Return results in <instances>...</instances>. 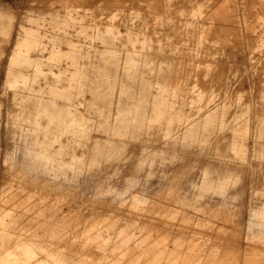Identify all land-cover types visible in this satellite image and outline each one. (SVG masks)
Wrapping results in <instances>:
<instances>
[{"label": "rangeland", "instance_id": "374dc122", "mask_svg": "<svg viewBox=\"0 0 264 264\" xmlns=\"http://www.w3.org/2000/svg\"><path fill=\"white\" fill-rule=\"evenodd\" d=\"M1 209L0 264L264 263V0H0Z\"/></svg>", "mask_w": 264, "mask_h": 264}, {"label": "bare ground", "instance_id": "6f19581e", "mask_svg": "<svg viewBox=\"0 0 264 264\" xmlns=\"http://www.w3.org/2000/svg\"><path fill=\"white\" fill-rule=\"evenodd\" d=\"M17 78L19 79H21V78H23V80L25 79V76L24 75H22V74H19L18 76H17ZM74 78H76V79H82L83 78V76L82 75H80L79 73H78V75H75L74 76ZM107 79V76H102V75H100L99 76V78H97V82H96V84L95 85H91L89 88H88V90H90V91H92V92H95V94H97L98 93V89H100L101 87H103L102 86V84H101V82L102 81H105ZM105 85H106V83H105ZM80 87V89L81 90H86V88L88 87L87 85H81V86H79ZM72 85H69V87H64L63 89H59V90H53L54 91V93L53 94H58V95H66V97L67 98H69L70 97V95H71V93L74 91V90H72ZM140 99H142L141 97H139V100ZM139 100L136 102V106H137V108H136V110H135V113H133V114H131L130 115V119L128 120V122H126L125 121V117H123V116H120V118H119V120H118V130H119V128L120 127H123V126H125L126 124H128L130 121H132V122H134V124H138V123H140V121L144 118V116L142 115V112H141V109H140V107L142 106V104H139V103H141V102H139ZM51 105H49V106H46V108H44V109H42V111H44L45 113H48L50 110H49V107H50ZM167 110V105H166V103L165 102H163V101H159L157 104H156V109L154 108V110H152V111H154V112H157V116H159V113L158 112H165ZM66 112L70 115V117H69V120H68V122L70 123V124H74V125H76V126H81V123H82V121H80V119H77L76 117H71V114H70V111L69 110H66ZM156 115V113L154 114V116ZM39 155H44V150H43V148H40L39 149ZM73 160H75V158L73 159ZM69 161H71V160H69ZM18 201V200H17ZM21 204V203H20ZM11 206V205H10ZM7 214H8V212H7V209H1V213H0V224L2 225V226H4V225H6V220L8 219H6V217L5 216H7ZM33 218V217H32ZM158 219H159V217H158ZM165 220V219H164ZM10 221V220H9ZM159 222H161V223H163V224H165L164 223V221L162 222V221H160L159 220ZM168 222V221H167ZM166 226V225H165ZM52 228V227H51ZM96 229V228H95ZM17 230H18V228H17ZM92 230V229H91ZM21 232V231H20ZM51 232V231H50ZM90 232V231H89ZM92 232H93V230H92ZM94 232H95V230H94ZM160 232V231H159ZM159 232H157V233H159ZM124 233V232H123ZM165 232H163L162 234H164ZM15 234H18V233H16V231H15ZM45 234H46V232H45ZM85 234V233H84ZM94 234V233H93ZM150 234V233H149ZM148 234V235H149ZM151 234H152V232H151ZM150 234V235H151ZM154 234V233H153ZM159 234H161V233H159ZM39 235H40V233H39ZM90 235H92V234H90ZM147 235V234H146ZM147 235V236H148ZM155 235V234H154ZM166 236H167V233L165 234ZM89 236V235H88ZM92 236H94V235H92ZM123 236V235H122ZM144 236V235H143ZM143 236H141V237H143ZM158 236V234L156 235V237ZM162 236V235H161ZM164 236V235H163ZM165 236V237H166ZM16 237V236H15ZM43 237V236H42ZM150 238H151V236H149ZM156 237H154V238H156ZM13 238H14V236L12 237V241L14 242V240H13ZM21 238V240L24 238H22V237H20ZM92 238V237H91ZM94 238V237H93ZM119 238V237H118ZM148 238V237H147ZM162 238L163 237H161V238H159V239H161L162 240ZM167 238V240H168V237H166ZM17 240H18V238H16ZM25 239V238H24ZM23 239V240H24ZM153 239V238H152ZM233 239V238H232ZM231 239V240H232ZM27 240V239H26ZM144 240H146L145 239V237H144ZM149 240V238L147 239V241ZM161 240H160V242H161ZM198 240V239H197ZM229 240V239H228ZM230 240V241H231ZM19 241V240H18ZM107 241V240H106ZM130 241V240H129ZM146 241V242H147ZM152 241V240H151ZM157 241H159V240H157ZM163 241H165V239L164 240H162V244H164L163 243ZM202 241V240H201ZM230 241H229V245H230V247L232 246L231 245V243H230ZM234 241V240H233ZM232 241V242H233ZM9 242H11V241H9ZM15 242H17V241H15ZM26 242H28V240L26 241ZM121 242V244L122 245H116L117 247V249H112L111 250V252H110V257H107V260L106 261H103V260H99V261H97V264H124V262H126V261H124L123 259H124V256L129 252L128 251V246L126 245L127 243H128V238H122V240L120 241ZM149 242V241H148ZM192 243H193V241H191ZM235 242L236 241H234V248L236 247L235 246ZM8 243V242H7ZM21 244L22 242H17V244ZM24 243V242H23ZM52 243V242H51ZM57 243V242H56ZM154 243H156V241L154 240ZM153 243V244H154ZM166 243V242H165ZM178 243H179V245L181 244L182 245V247H183V244L182 243H180L179 241H178ZM192 243H191V246H193L194 247V245H192ZM199 243H200V241H199ZM10 244L11 245H13L12 244V242L11 243H9L5 248H6V250L7 249H10L9 248V246H10ZM19 244H18V247H19ZM28 244V243H27ZM151 244V243H150ZM157 244V243H156ZM167 244V243H166ZM174 244V243H173ZM198 244V243H197ZM24 245H25V243H24ZM29 245V246H28ZM28 245H25L27 248L28 247H30V248H34V247H32V246H30L31 244H28ZM134 245V244H133ZM158 245H160L159 243H158ZM179 245H178V247H179ZM180 245V246H181ZM189 246H190V244H188ZM196 245V244H195ZM228 245V243L226 244V246ZM258 245V244H257ZM261 245H262V243H261ZM15 246H16V244H15ZM12 247V248H17V247ZM24 246V247H25ZM96 246H100V245H96ZM151 246H153L152 244H151ZM154 246H156V245H154ZM165 245H163V247H164ZM247 246V245H246ZM250 246V245H249ZM254 246H255V244H254ZM262 246H264V245H262ZM70 247V246H69ZM72 247V246H71ZM75 247V246H74ZM95 246H93V248H94ZM158 247V246H157ZM171 247H173V246H171ZM170 247V248H171ZM174 247H176L177 248V245L175 246L174 245ZM173 247V248H174ZM188 247V246H187ZM186 247V248H187ZM193 247L191 248V249H193ZM196 247V246H195ZM219 247H221V244H220V246ZM224 247V246H223ZM222 247V248H223ZM257 247V246H256ZM22 248H23V246H22ZM22 248L20 247V249H21V251H23L22 250ZM27 248H25L26 250H27ZM73 248V247H72ZM84 248V247H83ZM98 248V247H97ZM96 248V252H98V255L99 254H101V250L100 249H97ZM165 248V247H164ZM167 248H168V245H167ZM189 248V247H188ZM214 248V247H213ZM234 248H232V250L234 249ZM259 248V247H258ZM25 249H24V251L23 252H26L25 251ZM73 249H75V248H73ZM86 249V248H85ZM179 249H181L180 247H179ZM184 249V248H183ZM182 249V250H183ZM190 249V248H189ZM196 249V251H197V248H195ZM224 249V248H223ZM226 249V248H225ZM224 249V250H225ZM245 249H248L247 247L245 248ZM250 249H252V248H250L249 247V251H251V252H254L253 250H250ZM256 249V248H255ZM16 250H18V248L16 249ZM29 250V249H28ZM33 250V249H32ZM187 250V249H186ZM224 250H222V251H224ZM229 247H228V252H229ZM262 250H264V249H262ZM1 251V250H0ZM4 250L2 249V252H3ZM9 251H11V250H9ZM20 251V250H19ZM30 251V250H29ZM28 251V252H29ZM33 251H35V250H33ZM33 251H31V252H33ZM82 251V250H81ZM132 251V250H131ZM143 251H144V249H143ZM142 251V252H143ZM167 250H165V252H166ZM172 251V250H171ZM170 251V252H171ZM184 251V250H183ZM182 251V252H183ZM199 251V250H198ZM212 251H213V249H212ZM257 251V250H256ZM259 251V250H258ZM5 252V251H4ZM1 253L0 252V254L2 255V254H5V253ZM12 252V251H11ZM13 252H14V249H13ZM103 252V251H102ZM140 252V251H139ZM156 253V255H154V252H153V255H152V252H151V255L154 257H156V256H160V258L162 259V260H165L166 259V257L167 256H165V253H162V251H155ZM164 252V251H163ZM188 252V251H187ZM220 252V251H219ZM263 252V251H262ZM15 253H18V252H15ZM30 253V252H29ZM29 253H27V254H29ZM89 251L88 252H86V255H82V256H76V257H72V259L71 260H65V259H63L62 257H60L58 254H51V256H50V258L49 259H51L55 264H95V261H93L92 259H90V257H89ZM103 253H105V252H103ZM131 253V252H130ZM136 253V252H135ZM173 253V252H172ZM177 253H179V251H177ZM189 253V252H188ZM225 253V252H224ZM9 254V253H8ZM11 254H13V253H11ZM19 255L20 254H22L24 257H22L23 259H26L27 260V258H26V256H27V254H26V256L23 254V253H18ZM33 254V253H32ZM34 254H36L35 252H34ZM132 254H134V253H132ZM140 254H141V252H140ZM146 255H148V254H150V253H148L147 254V252L145 253ZM169 254H171V253H169ZM196 254V253H195ZM210 254V253H209ZM213 254V253H212ZM218 254V253H217ZM221 253H219V255H220ZM223 254V253H222ZM221 254V255H222ZM247 254V253H246ZM252 254V253H251ZM262 254V253H261ZM264 254V253H263ZM7 255V254H6ZM6 255H4V257L6 256ZM14 255V254H13ZM17 255V254H16ZM38 255V254H37ZM36 255V258H38L39 256H37ZM39 255H40V253H39ZM43 255V254H42ZM136 255H138V254H136ZM173 255V254H172ZM172 255H171V257L170 258H172ZM176 255V254H175ZM181 255V254H180ZM193 255H194V252H193ZM196 255H198V252H197V254ZM10 256V255H9ZM35 256V255H34ZM33 255H32V258L34 257ZM101 256V255H100ZM109 256V255H108ZM192 256V255H191ZM190 256V257H191ZM195 256V255H194ZM216 256V255H215ZM215 256H214V258H215ZM225 256V255H224ZM263 256V255H262ZM11 257V256H10ZM18 257H20V256H18ZM27 257H30L31 258V256L30 255H28ZM41 257V256H40ZM44 257V256H43ZM129 257V256H128ZM127 257V258H128ZM131 257L132 258H134V256H132L131 255ZM137 257V256H136ZM141 257L143 258V256H142V254H141ZM154 257V258H155ZM208 257H211V256H209V255H207V257H206V259L208 258ZM251 257H253V256H251ZM260 257V256H259ZM2 258V257H1ZM9 258V257H8ZM12 258V257H11ZM17 258V257H16ZM29 258V259H30ZM46 258V257H45ZM97 258V257H96ZM109 258V259H108ZM153 258V259H154ZM176 258V257H175ZM178 258H179V256H178ZM195 258V257H194ZM197 258V257H196ZM219 258H222V260H223V257H219ZM13 259V258H12ZM21 259V258H20ZM22 259V263L24 264V260ZM35 259V258H34ZM40 259H42V258H40ZM135 259V258H134ZM144 259H145V256H144ZM148 259V258H147ZM180 259L181 258H179V261H180ZM198 259V258H197ZM197 259H195V260H197ZM216 259H217V257H216ZM253 259V258H252ZM252 259H249V260H252ZM10 260V262H11V259L9 258L8 259V261ZM31 261V264H32V259H30ZM37 260V259H36ZM36 260H34L35 262H37ZM45 259H43V260H41V262L42 261H44ZM48 260V259H47ZM133 260V259H132ZM146 260V259H145ZM144 260V261H145ZM172 260H174V259H172ZM183 260V259H182ZM194 260V261H195ZM219 261H220V259H218ZM257 260V259H256ZM259 260V259H258ZM13 261V260H12ZM33 261V262H34ZM38 261H40V260H38ZM128 261V260H127ZM150 261V260H149ZM185 261V260H184ZM189 261H191V260H189ZM209 261H212L213 262V260L211 259V260H209ZM218 261V262H219ZM225 261V260H224ZM260 261V260H259ZM262 261V260H261ZM258 262V261H256L255 263L252 261V263H254V264H264L263 262ZM10 262H9V264H10ZM16 262H18V261H16ZM27 262H29V261H27ZM27 262L25 261V263L27 264ZM29 262V263H30ZM48 262V261H47ZM51 262V261H50ZM137 262H138V260H137ZM143 262V261H142ZM146 262V261H145ZM145 262H143V263H145ZM158 262V261H157ZM170 262H171V260H170ZM199 262V261H198ZM208 262V261H207ZM206 262V263H207ZM246 262L247 263H249V261H247V259H246ZM11 263H13V262H11ZM39 263V262H38ZM131 263H133V262H131ZM151 263V262H150ZM190 263V262H189ZM192 263V262H191ZM229 264V262H225V264ZM237 263H241V262H237ZM236 263V264H237ZM247 263H245V264H247ZM251 262L249 263V264H252ZM14 264H16L15 262H14ZM18 264V263H17ZM34 264V263H33ZM36 264V263H35ZM128 264H130V261H128ZM134 264H136V263H134ZM148 264V263H147ZM152 264V263H151ZM154 264H157V263H154ZM160 264V263H159ZM168 264V263H167ZM172 264H174L173 262H172ZM181 264V263H180ZM195 264V263H194ZM201 264V263H200ZM205 264V263H204ZM208 264V263H207ZM210 264V263H209ZM215 264V263H214ZM219 264H220V262H219ZM235 264V263H234Z\"/></svg>", "mask_w": 264, "mask_h": 264}]
</instances>
